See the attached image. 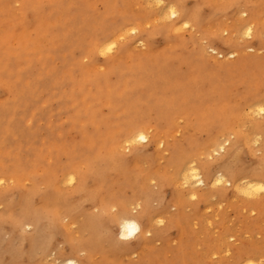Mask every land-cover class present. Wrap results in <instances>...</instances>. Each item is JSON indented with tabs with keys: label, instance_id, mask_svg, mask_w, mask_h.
Wrapping results in <instances>:
<instances>
[{
	"label": "bare ground",
	"instance_id": "6f19581e",
	"mask_svg": "<svg viewBox=\"0 0 264 264\" xmlns=\"http://www.w3.org/2000/svg\"><path fill=\"white\" fill-rule=\"evenodd\" d=\"M131 3L143 10L139 14L141 18L131 14L120 22L110 23L106 18L113 11H107V17L96 22L98 27L88 36L89 27L79 19L77 28L74 23L71 25L74 17L63 18V11L73 8L67 4L52 5L55 24L43 19L42 4L34 0H24L21 4L20 26L30 25L40 35L37 39L42 40L39 45L37 40L29 44L20 37L24 34L19 35L17 53L25 60L37 58L48 67L43 77H36L32 68L18 67L13 70L18 72L17 78L9 83L10 94L8 88H0V115L3 112L8 115L7 120L0 116L2 143H11L13 138L25 141L23 122L31 130L35 121L52 117L49 106L39 111L33 109V102L44 90L48 100L58 97L70 105L67 120L60 127L46 121L48 130L56 138H63V133L70 128L78 130L82 141L72 142L82 143L83 147L82 152H76L79 146L52 145L56 152L69 156V163L59 166L53 160L46 166L44 176L34 179L33 187L42 186L49 194L41 202H36L42 199L36 192L32 195L31 207L25 202L27 193L16 190L12 194H0V201L9 199L11 203L8 213L0 216V264H68L69 260L97 264L92 252L99 242L121 254L138 253L147 248L154 235L160 233L167 239L171 229L178 230V226L182 229L180 222L185 218L187 196L200 199L194 207L205 205L207 209L211 199L219 198L230 209L237 210L239 204H245L244 209L259 210L258 219H250L245 225H260L264 234V192L258 190L264 185V114L259 111L264 107V91L260 93L256 88L253 92L248 86L244 90L230 86L231 90L226 91L223 77L224 62L245 63L243 51L264 48L261 39L264 0H134ZM82 7L80 4L74 8L76 15ZM173 8L177 12L174 17ZM147 17L152 19L149 21ZM146 20L149 26L153 23L152 28H145ZM185 23L189 25L187 28L183 26ZM223 23L227 26V35L218 28ZM246 24L254 26L251 39L243 36L242 28ZM70 26L71 30L78 29L73 40H69ZM195 41L200 45L193 50L188 43ZM138 44L144 46L151 61L144 62L146 59L140 53L128 55V48L136 50ZM109 45H113L111 51L107 50ZM66 47L71 49V55L77 49L80 54L66 62L65 79H55L54 75L60 71L54 66V60L52 64L48 62L52 52L56 56L61 49L67 52ZM6 49L2 47L0 52L5 53ZM83 52L85 57L81 56ZM93 57H100L104 62L95 67L85 61ZM207 59L218 62L220 67L214 66L217 73L206 69L203 63ZM74 67L78 69L77 76ZM4 68L9 69L6 64ZM171 69L180 70L183 75L170 78ZM112 77L116 80L112 81ZM186 79L192 80L200 91H188ZM203 96L217 101L213 108L202 103ZM257 97L260 100L255 101ZM102 107L109 110L110 116L103 115ZM177 133L181 141L172 139ZM202 133L206 134V140H202ZM140 135L144 136L143 141L138 139ZM49 138L52 137L46 143L61 142ZM186 144L190 147L188 150ZM98 146H104L105 151L100 152ZM165 146L172 151L170 164L174 168L169 169L168 164L162 167L158 161V150ZM150 147L154 148L152 154ZM142 158L149 161L146 172L139 165ZM15 165L13 162L12 167ZM55 168L57 171L48 175ZM218 179L222 183L217 184ZM0 180L3 181L0 186L12 181ZM154 180L156 184L150 185ZM62 186L69 189L62 191ZM128 187L133 189L132 197L138 201L127 199L130 197L125 196L124 190ZM117 189L121 191L119 195L114 193ZM15 196L19 202H25V208L20 211L15 208ZM261 196L260 200H254ZM60 206H65V215H61ZM172 208H175L173 214ZM160 220L165 225L159 229L155 224ZM125 223H135L139 231L132 238L121 240ZM75 225H78L76 231L71 227ZM86 230L90 232L88 241L82 236ZM207 231L203 254H196L192 264H214L211 255L220 254L229 238H239L230 226L224 227L217 236ZM57 233L62 238V249L54 237ZM239 239L241 246L233 258H222L220 264H247L249 259L259 264L264 259V248ZM182 256L178 254V261L173 259L172 264L175 261L191 264L185 261L186 255ZM141 259L146 258L140 255L138 260ZM147 261L146 264L163 263L159 253H152Z\"/></svg>",
	"mask_w": 264,
	"mask_h": 264
},
{
	"label": "rangeland",
	"instance_id": "374dc122",
	"mask_svg": "<svg viewBox=\"0 0 264 264\" xmlns=\"http://www.w3.org/2000/svg\"><path fill=\"white\" fill-rule=\"evenodd\" d=\"M23 1L24 0H0V49L2 47L8 48L5 50V53L0 52V88H4V89L5 88L9 89V83H12V81L17 78L18 72L17 71L13 72L14 69L21 67V66H26V67L33 69V72L36 74V77H43L44 70L48 67L42 64V62L39 61L37 58L33 60H25L24 58L21 57V54L17 53L16 48L18 47L17 46L18 41L16 38H18L19 35L24 34L23 36H20V37L22 39L27 40L26 42H29V44H31V42L35 43V41L37 40L38 42L36 43L39 45L41 43L40 40H42V39L40 40L37 39L40 37V35L37 34L36 32H33L34 30L31 28L30 25L26 24L22 27L20 26V23H21L20 21L23 16L22 5H21ZM34 1L38 4L43 5L45 9L43 19L51 23H54V24L57 22V20L54 17V14L52 11V5H55V6L59 5V7H63L67 4L73 7L72 9H65L63 11V18L68 19V18L74 17L75 21L72 22L71 25L74 23L73 25L76 26L77 28L80 25V23L83 22L86 25L85 27H89V29H87L86 36L92 33V29H94L93 32H95V29L98 27L97 23H99V21L102 18L107 17L105 16L107 11L109 12L113 11L111 13V17L106 18V20H108L110 23L120 22V20L124 17L126 18L131 17V14L132 16L136 15L137 17L141 18L142 15L139 16V14L140 13L143 14L142 9L138 10V8L140 9L139 6H136L135 3H131V1H134V0H113V1H110V0H34ZM80 4H82L84 8L83 7L80 8V10L77 12V15H76L74 12V8L79 7ZM137 10H138V13H137ZM80 15H81V18H78V16L80 17ZM98 16H101L99 20H97ZM78 19L81 22L77 24V22L79 21ZM151 19H152L151 17H147V20L150 21ZM147 20L144 21L145 28L150 29L153 27L152 26L153 23L149 26V24H146ZM83 23L82 25L84 26ZM220 25L218 26V28L222 30V34L224 35L227 34V32L225 33L226 24L223 23ZM77 28H73V30H71L72 27L70 26L69 35L72 34L73 36L71 35L69 40L71 39L73 40L74 38H76V34L78 32ZM188 37L189 36L187 34L186 39ZM14 39H16V41ZM78 41L80 43L83 42L82 38L79 39ZM187 42H190V40L187 39ZM188 45H189V48L193 46V50H194V49H197V47H199L200 43L198 41H195L193 42V44L188 43ZM68 47H66L68 49L67 52H66V49H61L57 51V53H55L57 54L56 56H58L60 59L54 56V52H52L53 57L48 63L52 64L53 62L52 60H54V66H56V68L59 69L58 71H60L59 73H57V76L54 75L55 79H58V78L65 79V77L68 74V71H67L68 67H67L66 62L70 59L72 60L73 56L75 55L79 56L80 54L79 49H77L75 54L71 55V49ZM135 47H136V50L134 48H128L129 56L133 57L140 53L141 56H143V59L144 60L146 59L144 62L151 61L152 58H150L148 55L145 54L146 49L144 48L143 45L138 44ZM243 52H244L243 56H245L244 57L245 63L244 62L241 63L236 60L235 62L234 60L224 62L226 66L225 70L227 72L224 70L223 77H224V81L228 84V85L227 84L224 85V88L226 91H229L231 90L230 86H234V87L240 88L241 90H244V87L248 86L253 90V92H255V89L257 88L258 92L263 93L264 91V82H263L264 80V48H262L260 51L246 49ZM168 53H171V51ZM59 55H62V56H59ZM81 56L85 57L86 53L83 52ZM85 61L88 62V64L95 66V67H97V65H100L104 62L103 59L100 57H93V60L86 58ZM59 63L60 65H58ZM5 64L7 65V68L9 69L6 70L4 68ZM203 64L206 67V69H208V71L212 73H215V72L217 73L218 72L217 68L220 67L218 62H216L214 59H211V60L207 59L206 61H204ZM214 66H216L217 68ZM54 68L55 67L51 69L53 70ZM182 68L183 67H181V69ZM74 70L77 71L76 73L74 71V74H76L77 76L78 69L74 67ZM91 70H93V68H91ZM181 71H183V69ZM181 71L179 70L177 72L176 70L171 69L170 72H168L169 77L170 78L171 77L173 78L175 76L179 77L177 75H183V72ZM48 78L49 77H47V79ZM111 79L112 81L116 80L115 77H112ZM184 84L186 86V89H188V91H196V92L200 91V88L199 87L195 88L194 82L190 79H186L184 81ZM77 88L78 87H76V90ZM9 94H10V89H9ZM258 97H260L261 99V96H258ZM258 97L255 99V101L260 100ZM62 101L64 100H61L58 97H55L54 100L53 98L48 100L47 93L44 90H42V94L38 97V99L35 102H33V106H34L33 109L36 111H39L40 109H42L43 106H46V107L49 106L48 107L49 113L50 115L51 113L53 115L51 118L43 119L40 121H35L33 126L31 127V130H27V128L29 127L26 128V123L24 124L23 122V124H21V129L25 131V133H27L25 141H22L19 138H13L11 139V143H7V144L2 143L3 132L0 130V178H6V179L12 180L8 184L0 186V194H3V193L12 194V193H15L16 190L19 191V193L21 194L27 193L28 197H26L25 202H27L29 207H31L32 195L34 192H36L42 198V199H37L36 202L37 203L41 202L43 199H46L49 194L44 191V188L42 186L33 187L34 179L37 177L44 176L42 174L45 172L46 166H49L50 162L53 160H56L54 161V163L59 166L67 165L69 163V156L63 152H56L55 147L52 145L62 144V145H67L68 147L72 145L79 146V147H76L77 149L76 152H82V147H83L82 143H76L77 145H75L73 144L75 142H72L73 140L80 141V142L82 141V136L80 135L78 130H75L73 128L68 129L66 131V134L63 133L62 135L64 138L63 139L59 137L56 138L55 135L53 136L51 134V131L48 130L47 128L48 126H46L48 123L52 122L54 126L60 127L62 123H64L67 120V115H68L67 113H69L68 109L70 110V105L68 102H66L67 103L66 105L64 104L65 101L63 103ZM216 102L217 101L210 96L202 97V103H204L205 106H210L213 108ZM0 111H1V107H0ZM102 113L103 115L110 116L108 114L109 110L106 107H102ZM0 116L3 117V120L8 119L7 112H3L2 115ZM109 121H112L111 117H109ZM84 130L90 131L89 129H84ZM201 136H202V140H206L207 137L205 133H202ZM48 137H52V138H49L48 140L52 139L51 141H54L57 139V142L58 141H61V142L46 143L47 141L46 139ZM172 139H175V140L180 139L179 141H181V135L177 133L176 135H174ZM65 142H69V143H65ZM177 145H180V143H177ZM98 147L100 149V152L105 151L104 146H98ZM189 148L190 147H187V144H186V149L188 150ZM153 150L154 148L150 147L149 153L150 154L154 153ZM158 151L160 152V153L158 152L160 155V158L158 159V161L160 162V165L163 167L166 164H168L167 167L169 169L171 167L174 168V164L171 165L172 161H170V158H171L170 154L172 152L171 149L167 150L165 146L164 149H160ZM248 160H249V156L247 155L246 160H245L246 163H248ZM13 162L16 163L15 167H12ZM3 164H5L7 167H3L2 166ZM139 165L142 171L146 172L148 170L149 161L145 158H142L139 162ZM160 165L159 167L161 168ZM56 171H57V168H55L48 175H51L52 173ZM58 178L59 180L61 179L60 174ZM154 184H156V181L155 180L151 181L150 185L153 186ZM60 188L62 191H67V189H69L63 186ZM203 190H207V188H203ZM120 192L121 191H118L117 189L114 193L119 195ZM124 192H125L126 197H130L127 199H130L131 201L135 200V198L132 197L133 189L131 187L126 188ZM170 194L171 193L168 192L166 194V197L169 198ZM262 197L263 196L259 197L258 199H254V200H260V198ZM13 199L15 203V208L18 211L25 208V202L23 201L19 202L16 196ZM135 201H138V200H135ZM199 201L200 199L198 198V196L196 197V199H192L191 196H187L185 203H184L185 218L180 222L182 225V229H180L179 226H178V230H176L175 227L171 229L169 238L166 239L163 237L165 235H161L160 233H158L150 238L151 240L147 248H144L142 251L138 253L134 252L132 255L118 253L114 250L113 247H109L103 242H99L98 244H96V249H94L92 252L94 260L97 262V264H146L148 262L147 258H149V256L152 253H159L161 259L163 260L162 264H172L173 259L178 261L177 255L181 253L183 254L181 258H184V256L186 255L187 259L185 261L191 262L192 264L193 257L196 254L198 255L203 254L202 252L204 250V245H205L204 242L206 240L207 229H208L207 232L210 233L212 236H217L222 230H224V227H227V226H230L231 228L233 227L235 231L238 232L237 235L239 238H241V241L248 243L250 245L252 244L260 245V247L264 248V236H263L264 234L261 230L262 228H260V225H258L257 227H251V225L249 226L245 225L247 221L249 222L250 219H258L257 217L259 216V210L244 209L246 206L245 204H239L241 206L238 205L237 210L230 209V208H227L228 206L226 205V203L224 202L221 203L220 202L221 200L219 198L211 199L209 202L210 207L207 209L205 205L194 207L196 204L199 203ZM10 204L11 203L9 199H4L3 201H0V216L8 213ZM152 205L156 206V204H153V203ZM60 207L62 208L61 215H65L67 211L65 206H60ZM174 212H175V208H172L170 213L173 214ZM73 221L76 222L75 219H73ZM164 225L165 223L155 224L156 228H159V229L162 228ZM77 226L78 225L71 226V227L73 228V230L76 231L78 229ZM246 227L249 229H246ZM89 234L90 232L88 230L82 233V236L86 239V241H88L90 238ZM54 237L56 241L58 242V244H60V248L62 249L63 244L61 243L62 241L61 235L57 233L56 235H54ZM239 238L237 237L229 238L227 241V244L223 248L224 250L220 254L211 255L210 260H212L214 264H220V260H222V258L226 260H231L235 254V251L241 246V242ZM6 240H8V238H6ZM227 247L228 249H226ZM183 248L185 249L181 250ZM140 255H143L146 259L138 260V257H140ZM176 261L174 264L177 263ZM202 264H208V262L206 263L202 262Z\"/></svg>",
	"mask_w": 264,
	"mask_h": 264
},
{
	"label": "snow or ice",
	"instance_id": "6c2138e0",
	"mask_svg": "<svg viewBox=\"0 0 264 264\" xmlns=\"http://www.w3.org/2000/svg\"><path fill=\"white\" fill-rule=\"evenodd\" d=\"M171 15L173 17L177 15V12H176L175 8L171 9ZM244 15H247V14L244 13ZM183 26L185 28H187L189 25L187 23H185ZM253 31H254V26L251 25V24H246L242 28L243 36L244 37H247L249 39H251L253 37ZM225 35H227V34H225ZM261 39L264 40V32H262V34H261ZM112 47H113V45H109L107 50L108 51H111ZM103 54L104 53L102 52L101 55H103ZM259 111H260L261 114H264V107H261L259 109ZM138 139L141 140V141H143L145 138H144L143 135H140L138 137ZM69 182L71 183V180ZM0 183H3V181L0 180ZM219 183H222V180L218 179L217 180V184H219ZM258 190L260 192H264V185L260 186ZM192 199H196V197L193 196ZM112 210L114 212L116 211L115 208H113ZM158 223L159 224H163L164 221L163 220H160V221H158ZM138 231H139V229L137 228V225L135 223H125L123 225V230L120 233V239L121 240H128V239L132 238L134 236V234L136 232H138ZM68 264H79V262H74L72 260H69L68 261ZM247 264H254V261L252 259H249L248 262H247ZM259 264H264V259H261L260 262H259Z\"/></svg>",
	"mask_w": 264,
	"mask_h": 264
}]
</instances>
